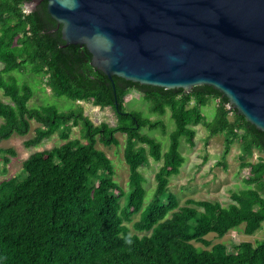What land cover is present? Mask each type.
I'll list each match as a JSON object with an SVG mask.
<instances>
[{
	"label": "trees",
	"instance_id": "1",
	"mask_svg": "<svg viewBox=\"0 0 264 264\" xmlns=\"http://www.w3.org/2000/svg\"><path fill=\"white\" fill-rule=\"evenodd\" d=\"M0 0V142L13 134L25 135L31 121L38 123L25 146H38L59 131V145L32 152L22 162L24 177L0 180V264H264V239L240 241L229 252L223 237L244 225L253 234L264 222V131L230 106L219 90L203 84L190 91L143 85L117 75L110 78L91 64L85 44H66L59 24L41 0ZM13 70L41 75L53 94L76 102L62 111L55 105L30 106L34 86ZM135 87L163 115L167 108L175 121L170 144L142 132L160 128L137 110H125V94ZM217 100L215 114L206 120L202 108ZM79 101L111 106L115 125L94 124ZM203 124L211 135L223 133L226 154L238 142L240 166L247 167L245 188L232 191L222 204L187 198L180 203L168 187L169 177L180 172L185 157L180 138L195 146L193 125ZM80 125L81 137H70ZM126 135L124 158L129 169L128 190L114 178L112 160L96 144H118L116 133ZM258 150L255 161L246 156ZM13 148L0 147L7 163ZM162 160L155 173L156 186L147 202L146 178L141 168L149 158ZM138 215V219L133 217ZM199 243L200 245H196Z\"/></svg>",
	"mask_w": 264,
	"mask_h": 264
},
{
	"label": "water",
	"instance_id": "2",
	"mask_svg": "<svg viewBox=\"0 0 264 264\" xmlns=\"http://www.w3.org/2000/svg\"><path fill=\"white\" fill-rule=\"evenodd\" d=\"M47 10L110 78L212 86L264 131V0H47Z\"/></svg>",
	"mask_w": 264,
	"mask_h": 264
},
{
	"label": "rangeland",
	"instance_id": "3",
	"mask_svg": "<svg viewBox=\"0 0 264 264\" xmlns=\"http://www.w3.org/2000/svg\"><path fill=\"white\" fill-rule=\"evenodd\" d=\"M28 7V5H25V10H28ZM3 66V63L0 62V68ZM11 73L21 77V80H27L34 86V96L29 101L30 106L39 107L40 105L51 104L62 111L77 107L76 102L67 96L53 94L44 76L32 75L31 73H26L22 76L23 73L20 70H13ZM0 98L8 100L1 90ZM217 102V100L211 99L202 108L206 120L213 118ZM78 103L82 105L84 114L89 116L94 124L101 122H107L109 125L116 124L117 116L111 106L101 107L90 101H79ZM124 107L127 111L137 110L152 120L160 119L163 121L166 125V132H163L160 128H149L147 126L142 128V132L155 137L161 142L163 152L166 151L170 144V133L175 129V121L171 117V110L167 108L163 115L153 112L150 109V103L145 100L142 93L135 87L128 89L126 92ZM1 122L2 119L0 118ZM36 126H38V123L32 120L31 128L27 134H13L8 139L0 142L1 148H13L16 152L15 155H8L9 161L7 163L0 161V180L10 177L18 179L24 177L25 172L22 170L24 159L36 150L50 148L64 142L60 137L59 131H57L49 138L43 140L38 146H25V141L34 135ZM191 127L196 132L195 146H191L187 142L186 136L180 138V151L184 155L185 160L180 167V172L169 177L168 187L170 191L176 194L181 204L190 197L228 204L231 201L230 194L232 191H238L246 187L243 179L248 175V169L240 166L241 161L238 158V154L241 152V148L239 143L234 142L225 154V136L223 133L211 135L203 124ZM115 135L119 141L117 145L106 146L98 141L96 146L104 150L112 160L115 170L114 178L123 188L128 190L129 169L124 158L126 135L121 132H117ZM70 137H81L80 125L72 126ZM259 155L260 152L255 149L253 153L246 156V159L255 161ZM161 164L162 160L155 161L150 157L149 163L141 168L146 178L145 201L147 202L154 194L156 186L155 173ZM138 217V215H135L133 219L136 220ZM243 228L244 225H241L237 229L228 231L223 237H217L214 233H210L207 238L211 239L212 243L224 242L229 252H234V245L240 241L255 242L256 240L264 239V222L261 228L253 234H246ZM196 245L200 244L196 243Z\"/></svg>",
	"mask_w": 264,
	"mask_h": 264
}]
</instances>
